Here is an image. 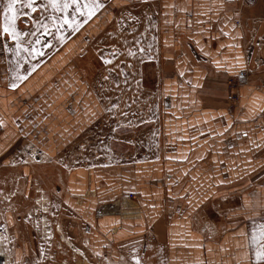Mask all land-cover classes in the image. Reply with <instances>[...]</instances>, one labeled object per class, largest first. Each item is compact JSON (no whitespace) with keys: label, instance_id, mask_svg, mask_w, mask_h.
Segmentation results:
<instances>
[{"label":"crops","instance_id":"crops-1","mask_svg":"<svg viewBox=\"0 0 264 264\" xmlns=\"http://www.w3.org/2000/svg\"><path fill=\"white\" fill-rule=\"evenodd\" d=\"M112 1L136 24L119 30L120 40L144 38V19L151 20L161 93L170 102L163 158L66 176L63 203L79 236L87 232L90 261L256 264L264 230V0ZM111 23L103 20V40ZM23 48L17 55L0 32V195L16 176L27 190L34 174L62 165L101 108L79 67L67 63L71 46L41 62ZM230 79L241 87L234 119ZM218 199L235 208L219 215L212 209ZM5 221L15 227L11 212Z\"/></svg>","mask_w":264,"mask_h":264},{"label":"rangeland","instance_id":"rangeland-1","mask_svg":"<svg viewBox=\"0 0 264 264\" xmlns=\"http://www.w3.org/2000/svg\"><path fill=\"white\" fill-rule=\"evenodd\" d=\"M99 2L103 7L76 32L66 25L62 29L53 25L50 17L59 20L62 14L52 11L48 0H35L36 12L19 3L14 5L19 13H27L16 19L17 30L25 34L23 47H35L43 53L32 58L41 62L71 46L67 63L79 67L80 79L84 84L90 82V93L100 100L101 108L90 123V135L63 152L62 165L52 163L45 167L47 173L34 174L27 190L16 176L7 192L0 195V241L5 246L0 243L8 264H93L87 232L79 236L76 219L63 203L68 191L66 176L80 167L95 171L163 158V113L169 102L161 93L162 57L151 20L144 19V38L120 40L118 31H133L134 19L127 16V9L114 8L112 0ZM6 5L7 0H0L3 13ZM105 18L112 21L106 27L107 35L111 34L107 40L101 34ZM43 24L49 26L47 35L43 34ZM93 25L98 27L93 29ZM37 39L40 44L35 43ZM130 51L134 55L130 56ZM225 201H214L212 209L217 213L235 208L232 200ZM6 211L14 215L15 227L10 229L6 227ZM17 249L22 250L19 258Z\"/></svg>","mask_w":264,"mask_h":264},{"label":"snow or ice","instance_id":"snow-or-ice-1","mask_svg":"<svg viewBox=\"0 0 264 264\" xmlns=\"http://www.w3.org/2000/svg\"><path fill=\"white\" fill-rule=\"evenodd\" d=\"M22 4L24 7L30 9L32 12H36L37 6L35 0H7V5L4 10V23L0 26V32L6 35V37L11 40L15 45L16 54L19 55L22 45V34L16 28V19L19 14L27 15V13H19L18 10L14 7L16 4ZM52 11L56 13H61L59 20L55 16L50 17L53 25L63 28L65 25L70 28L73 32L79 31L83 24L88 23L97 13L103 5L99 0H48V5ZM71 10V11H70ZM82 18V19H78ZM43 29V34L47 35L50 31L47 24L41 25ZM36 44H40L41 41L37 39ZM4 51H9L7 45L4 46ZM25 52H31L34 55H43L42 52L38 51L35 47L32 48H23ZM142 51V49H141ZM129 55H134L133 52H129ZM240 58L237 57V60ZM105 63H111L110 60H106ZM217 67L220 66L217 61ZM183 75V73H181ZM18 79H24V77H18ZM106 79V78H105ZM11 88H16L17 84L12 83L9 85ZM196 87V85H193ZM253 241L256 242V236H253ZM260 243L257 245V250L255 252L256 264H264V230L260 233ZM135 264H140V260L135 258Z\"/></svg>","mask_w":264,"mask_h":264},{"label":"built area","instance_id":"built-area-1","mask_svg":"<svg viewBox=\"0 0 264 264\" xmlns=\"http://www.w3.org/2000/svg\"><path fill=\"white\" fill-rule=\"evenodd\" d=\"M237 25L239 26L240 23H237ZM246 75H247L246 72L241 73V76H246ZM229 90H230V96H229L230 117L234 119L235 113L238 109L241 100V87L234 79H230ZM166 100L167 102H170L169 98H167Z\"/></svg>","mask_w":264,"mask_h":264},{"label":"bare ground","instance_id":"bare-ground-1","mask_svg":"<svg viewBox=\"0 0 264 264\" xmlns=\"http://www.w3.org/2000/svg\"><path fill=\"white\" fill-rule=\"evenodd\" d=\"M0 255H1L0 257L4 258V264H8L7 256H6L5 251H4V247L1 246V244H0Z\"/></svg>","mask_w":264,"mask_h":264},{"label":"flooded vegetation","instance_id":"flooded-vegetation-1","mask_svg":"<svg viewBox=\"0 0 264 264\" xmlns=\"http://www.w3.org/2000/svg\"><path fill=\"white\" fill-rule=\"evenodd\" d=\"M0 242H3V241H0ZM4 246H5V243L3 242ZM2 246V245H1ZM6 251V250H5ZM21 252L22 250L21 249H17V252H16V255L17 257L19 258L20 255H21ZM19 253V254H18ZM1 256V255H0ZM0 264H4V258L0 257Z\"/></svg>","mask_w":264,"mask_h":264},{"label":"water","instance_id":"water-1","mask_svg":"<svg viewBox=\"0 0 264 264\" xmlns=\"http://www.w3.org/2000/svg\"><path fill=\"white\" fill-rule=\"evenodd\" d=\"M226 201L228 202L229 200H226ZM226 201H225V202H226ZM214 206L216 207V205H214ZM216 208H217V207H216ZM220 212H221V213H220ZM217 213H218V214H221V215L226 214V213H222V211H217Z\"/></svg>","mask_w":264,"mask_h":264}]
</instances>
